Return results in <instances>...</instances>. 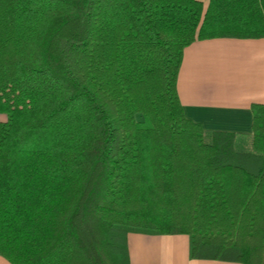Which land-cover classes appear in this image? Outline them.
Returning a JSON list of instances; mask_svg holds the SVG:
<instances>
[{
    "label": "trees",
    "instance_id": "obj_1",
    "mask_svg": "<svg viewBox=\"0 0 264 264\" xmlns=\"http://www.w3.org/2000/svg\"><path fill=\"white\" fill-rule=\"evenodd\" d=\"M215 37H264V0H0L1 256L128 264L140 232L264 264V104L237 152L177 93L183 49Z\"/></svg>",
    "mask_w": 264,
    "mask_h": 264
},
{
    "label": "crops",
    "instance_id": "obj_2",
    "mask_svg": "<svg viewBox=\"0 0 264 264\" xmlns=\"http://www.w3.org/2000/svg\"><path fill=\"white\" fill-rule=\"evenodd\" d=\"M186 118L207 132L234 135L237 152L251 151V105L264 104V37H215L183 49L176 82ZM128 264H243L189 256L187 234H126ZM0 264H11L0 255Z\"/></svg>",
    "mask_w": 264,
    "mask_h": 264
},
{
    "label": "rangeland",
    "instance_id": "obj_3",
    "mask_svg": "<svg viewBox=\"0 0 264 264\" xmlns=\"http://www.w3.org/2000/svg\"><path fill=\"white\" fill-rule=\"evenodd\" d=\"M203 1H206V0H203ZM7 118L6 114L4 113H0V121H5ZM142 118H141V115L140 114H137L136 115V120L140 121ZM235 150V149H234ZM236 151V150H235Z\"/></svg>",
    "mask_w": 264,
    "mask_h": 264
}]
</instances>
